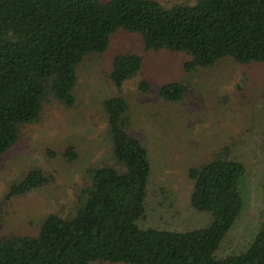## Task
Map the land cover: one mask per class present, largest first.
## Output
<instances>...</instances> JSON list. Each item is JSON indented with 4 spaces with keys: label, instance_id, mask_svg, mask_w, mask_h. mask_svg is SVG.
I'll return each mask as SVG.
<instances>
[{
    "label": "trees",
    "instance_id": "obj_1",
    "mask_svg": "<svg viewBox=\"0 0 264 264\" xmlns=\"http://www.w3.org/2000/svg\"><path fill=\"white\" fill-rule=\"evenodd\" d=\"M120 31L138 36L146 53L184 54L187 74L224 59L264 64V0H194L170 7L156 0H0V157L16 145L23 128L38 122L46 102L75 106L81 63L104 53ZM142 62L137 54H118L108 79L120 89L139 74ZM139 88L145 92L148 85L140 82ZM187 89L166 84L158 97L180 102ZM101 107L110 163L83 170L66 217L46 216L35 235L0 236V264H264V219L244 253L214 256L242 209L238 181L245 168L232 157V143L187 172L190 208L211 216L205 227L142 228L138 222L145 217L150 179L147 150L129 134L123 98H106ZM59 155L68 162L79 158L70 145ZM49 181L41 169L29 170L10 186L7 198Z\"/></svg>",
    "mask_w": 264,
    "mask_h": 264
},
{
    "label": "rangeland",
    "instance_id": "obj_2",
    "mask_svg": "<svg viewBox=\"0 0 264 264\" xmlns=\"http://www.w3.org/2000/svg\"><path fill=\"white\" fill-rule=\"evenodd\" d=\"M156 1L165 7L194 2ZM122 53L137 54L143 62L139 74L116 89L108 74ZM187 60L180 53H146L138 36L122 31L104 53L88 55L78 69L75 106L65 109L46 102L38 122L23 128L16 145L0 157V236L35 235L46 216L71 212L83 170L111 161L101 103L120 96L129 106V134L144 145L150 164L145 217L138 225L168 231L205 227L211 216L190 208L187 172L232 143V157L245 168L238 181L242 209L214 256L244 253L264 219V64L238 65L224 59L187 74ZM140 82L147 83L145 92ZM171 83L187 86L182 101L158 97L159 89ZM69 145L78 153L77 161L59 155ZM32 169H41L49 183L7 198L10 186Z\"/></svg>",
    "mask_w": 264,
    "mask_h": 264
}]
</instances>
